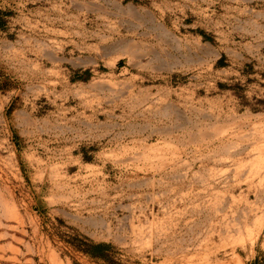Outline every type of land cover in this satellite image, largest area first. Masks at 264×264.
I'll use <instances>...</instances> for the list:
<instances>
[{"label": "rangeland", "instance_id": "374dc122", "mask_svg": "<svg viewBox=\"0 0 264 264\" xmlns=\"http://www.w3.org/2000/svg\"><path fill=\"white\" fill-rule=\"evenodd\" d=\"M0 264H264V0H0Z\"/></svg>", "mask_w": 264, "mask_h": 264}, {"label": "trees", "instance_id": "16d2710c", "mask_svg": "<svg viewBox=\"0 0 264 264\" xmlns=\"http://www.w3.org/2000/svg\"><path fill=\"white\" fill-rule=\"evenodd\" d=\"M95 255H97V254H95Z\"/></svg>", "mask_w": 264, "mask_h": 264}]
</instances>
